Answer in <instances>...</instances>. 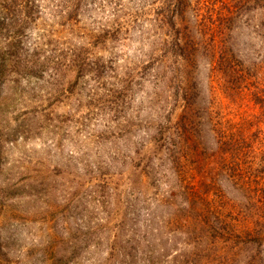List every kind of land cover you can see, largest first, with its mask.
Here are the masks:
<instances>
[{
    "label": "rangeland",
    "instance_id": "rangeland-1",
    "mask_svg": "<svg viewBox=\"0 0 264 264\" xmlns=\"http://www.w3.org/2000/svg\"><path fill=\"white\" fill-rule=\"evenodd\" d=\"M0 264H264V0H0Z\"/></svg>",
    "mask_w": 264,
    "mask_h": 264
}]
</instances>
